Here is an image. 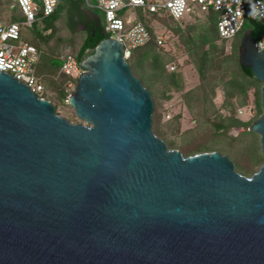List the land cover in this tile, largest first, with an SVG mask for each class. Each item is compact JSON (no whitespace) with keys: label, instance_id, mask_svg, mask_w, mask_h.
Segmentation results:
<instances>
[{"label":"water","instance_id":"water-1","mask_svg":"<svg viewBox=\"0 0 264 264\" xmlns=\"http://www.w3.org/2000/svg\"><path fill=\"white\" fill-rule=\"evenodd\" d=\"M80 1L64 23L85 30L82 48L103 32ZM240 8L253 29L239 67L261 83L246 130L264 158L262 25ZM122 50L108 36L79 62L66 102L82 123L0 71V264H264V161L245 176L218 151L167 148ZM206 121L231 140L243 130Z\"/></svg>","mask_w":264,"mask_h":264},{"label":"trees","instance_id":"trees-1","mask_svg":"<svg viewBox=\"0 0 264 264\" xmlns=\"http://www.w3.org/2000/svg\"><path fill=\"white\" fill-rule=\"evenodd\" d=\"M261 1L264 3V0ZM70 6L71 0H56L55 7L50 14L47 16H36L29 27L24 26L25 28L33 29L35 24L40 22L42 32L38 33V35H29L27 33V36L20 26L18 38L22 42L36 48L38 59L41 51H44L45 48L54 49L59 45L60 51L63 46H67L75 59L79 53V63L92 52L101 39L111 35L104 27L103 14L95 7L94 0H81L78 9L85 8L87 11L94 13L97 23L103 32L102 38L93 44L84 45L81 48L80 45L85 38V30L78 28L70 32L64 23L66 20L65 10ZM5 7L9 8L11 13L7 15L3 12L2 16L0 15V19L5 22L16 21L14 12L16 10L20 12L16 1L0 0V8ZM131 8L135 12L136 19L140 20L146 27L150 37L145 44L133 48L125 60L132 74L139 79L152 99V132L165 143L167 148L177 149L183 156L217 149L210 141L211 139H218L222 135L214 133L215 128L208 121L210 132H198L195 135L189 134V137L185 138L183 143H176L166 138L167 134L172 133L170 121L178 118L180 112L175 115L172 114L171 118L165 120L164 123L161 121L164 111L160 108L161 105L159 103L169 100L176 93L185 109L192 111L190 119L193 122L197 118L202 117L205 121L209 120L220 122L221 125L241 126L244 128L241 132V134L243 133L246 136L245 147H241L243 165L234 164V167L239 173L249 176L264 161L259 152L257 135L246 130L251 121L261 113L259 96L261 83L253 77L245 75L241 71L238 62L239 39L243 36L244 31L253 29V25L248 21L247 17H244L241 27L234 36L222 39L218 37L215 27L217 12L212 9H209L204 15L191 11L183 20H174L162 8H158L154 12L142 10L140 7ZM124 10H120L118 14L124 12ZM59 15L62 18L60 21L55 22ZM257 21L262 25L260 35L264 32V21ZM76 34L80 36L78 42L74 38ZM157 34H161V44L156 43L155 36ZM59 65L56 70H49L51 73L45 71L48 67H45L46 69L44 70H39V72L35 69L33 70L35 76L43 85L42 97L53 104L54 111L57 114H59L56 109L58 105L69 108L66 98L74 85V79L71 80L68 76L58 72ZM169 65L173 67L171 70L168 69ZM185 65L192 67L197 74L196 81L190 86L186 85L183 75L182 69ZM144 67L146 69H143ZM221 79L224 89L222 106L229 112L228 115L224 116L216 112L211 100L216 82H220ZM68 82H71L72 86L67 87ZM248 89L252 91L255 110L253 117L242 121L234 115L230 104V96L233 93H240L241 96L238 97L240 98L239 103L242 105L248 99ZM211 113L212 116L210 115ZM60 115L70 122H82L74 116L70 108L69 113L62 112ZM228 141L230 142L231 139L229 140L228 138Z\"/></svg>","mask_w":264,"mask_h":264},{"label":"built area","instance_id":"built-area-1","mask_svg":"<svg viewBox=\"0 0 264 264\" xmlns=\"http://www.w3.org/2000/svg\"><path fill=\"white\" fill-rule=\"evenodd\" d=\"M22 14L21 22H5L0 19V71L9 73L19 82L25 84L32 93L40 98L44 91L42 83L33 72V64L38 59L36 48L25 42L16 43L20 25L29 27L36 16H47L56 4V0H15ZM248 15L256 20L264 21V3L261 0H244ZM94 5L103 14L104 27L112 37L123 46L122 56L126 59L130 51L141 46L149 39L144 24L134 14L121 17L118 12L127 7H140L142 10L154 12L164 9L172 19L180 20L189 12L195 11L204 15L209 9L217 12L215 22L219 38L228 39L239 30L245 16L243 9H238L241 0H94ZM156 43L161 44V36H155ZM258 49L264 51V32L255 41ZM61 63L58 72L75 79L81 72L79 63L69 52L67 46L61 48ZM172 65L168 66L171 70ZM72 86L71 82L67 87Z\"/></svg>","mask_w":264,"mask_h":264},{"label":"rangeland","instance_id":"rangeland-1","mask_svg":"<svg viewBox=\"0 0 264 264\" xmlns=\"http://www.w3.org/2000/svg\"><path fill=\"white\" fill-rule=\"evenodd\" d=\"M3 12L8 15L11 13V10L7 7L0 8V15L1 16H2ZM14 13H15L14 19H16V21H18V22H21L23 17L21 16L20 12H18L16 10ZM129 13L134 14L135 12L132 8L127 7V8H125L124 12H120L119 15L121 17H124ZM216 16H217V14H216ZM61 18H62V16L59 15L55 22L60 21ZM184 18L185 17H183L181 20H183ZM4 19L7 21V19L5 17H4ZM20 26L23 29V32L25 33V35H27V36H28V34L29 35L30 34L38 35V33L42 32L40 22L35 24V27H33V29L25 28L23 25H20ZM74 38L78 42L80 39L79 34H76L74 36ZM15 42L19 43L22 41L18 38V40H16ZM60 53H61V51H60L59 45L56 46L54 49L48 48V47L45 48L44 51H41V54L39 55V59H37L38 62L36 61L33 64V70L35 69L36 71L39 72V70L46 69L45 67H48L47 70H45V71L56 70L58 65L62 61ZM143 69H146V68L144 67ZM182 70H183V75L185 78L186 85L187 86L192 85L197 79V74H196L195 70L192 67H190L189 65H185ZM147 71H149V70H147ZM147 71H145V72H147ZM222 84H223L222 79L220 80V82L219 81L216 82L215 91L213 93L211 100L213 101V105L216 108V112L221 114V116H224V115H228L229 112L225 107L222 106V102H223L222 100H223V96H224V92H223L224 89H223ZM238 96H241L240 93L231 94L230 104H231V107L233 109L234 115L236 117H238L240 120L245 121V120L253 117V115H254L255 102L253 99V94H252V91L248 89L247 90L248 99L242 105L239 103L240 98ZM159 104L161 105L160 108H162V111H164V115L161 117V121L164 123H165V120L171 118L172 114L175 115V114H177V112H180V116L178 118L170 121L172 133L166 135L167 139L173 140L176 143H183L185 138L189 137V134L195 135L198 132H206V131L210 132V130H211L210 125L202 117L197 118L195 122H193L190 119V117L192 115V111L185 109L184 105L181 104L179 96L176 93L173 96H171L169 100H167L165 102H160ZM69 108H67L65 106L58 105L56 109L59 111L58 115H60L62 112H68L69 113ZM166 112H168V113H166ZM210 115L212 116V113ZM232 127L236 128V127H241V126H232ZM243 130H244V128H243ZM242 131H239L238 133H236L234 138L230 142L228 141L229 137L224 135V134H221L222 136H220L218 139H211L210 138L211 139L210 143H212L213 146H215V148H217V149H215V151H218L221 154L227 155L229 157V159L232 161L233 165L234 164L235 165H243V160H241V156H242L241 147L242 148L245 147L246 136L243 133L241 134ZM229 140H230V138H229ZM257 144H258V141H257ZM234 169H235V167H234Z\"/></svg>","mask_w":264,"mask_h":264}]
</instances>
